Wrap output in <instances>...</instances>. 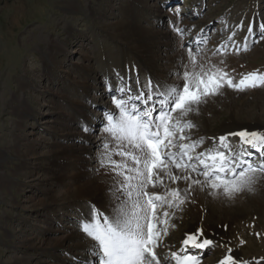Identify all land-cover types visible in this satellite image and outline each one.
<instances>
[{
	"label": "rangeland",
	"instance_id": "1",
	"mask_svg": "<svg viewBox=\"0 0 264 264\" xmlns=\"http://www.w3.org/2000/svg\"><path fill=\"white\" fill-rule=\"evenodd\" d=\"M134 1L0 0V264L16 262H19L17 264H34L37 257L41 256L38 248L41 238L49 237L51 242L56 243L60 237L65 238L72 231H80L79 220L82 213L88 214V205L92 202L81 201V199L63 200L61 191H65L68 187L51 172L54 169L65 177H71L75 169L72 166L70 151L75 142L71 138L60 137L58 134L66 132L65 128L70 125L79 127L78 131L81 134V123L86 116L83 113L86 112L93 120L92 125L97 126L99 123L96 117L93 118L94 115L100 116V125H103L104 115H101L98 110L107 105L110 96L105 98L108 93L100 96L104 90L102 83H104V77L107 78L106 76L109 75L108 81H105L106 85L112 75L115 76L113 72L116 65L114 64L117 62L118 65L121 61V49L125 47L124 44L130 42L128 38L130 34L123 33L124 38L120 32L122 35L120 37L118 30L114 29L116 24L123 22L128 6L135 5V11L132 12L134 16L141 17L149 14L150 20L155 22L154 13L158 11L164 15L165 11L162 12L161 5L166 10L165 1L167 3L173 0H139L141 2L137 1L138 4H134ZM202 1L204 0H180L171 9L180 12L183 23H192V28H196L198 22H201L200 31L195 32L196 36H209L210 33H214L209 25L203 26L202 23L211 21L215 30L221 29L225 22H228L226 19L236 21L240 18L244 19L249 11L253 14L259 3L254 20L258 18L264 21V0H205L204 5L200 3ZM182 2L189 3V7L184 6ZM145 4L153 5L158 10L155 9L152 12ZM91 8L93 12L90 11ZM197 10H205L201 18L193 16ZM164 18L157 27L174 33L172 27L165 24ZM176 20L179 21V16L175 17L174 21ZM142 21L149 26L146 19ZM249 21L250 19L244 23V29L247 28ZM229 22L232 24V20ZM173 23L176 24V22ZM201 29L204 31L201 32ZM190 31L191 29H185V33ZM223 35L224 32L221 36ZM237 35L244 36L242 33ZM215 36L219 38V35L215 34ZM52 40L62 44L52 45ZM181 40L185 45V40L182 38ZM237 43H241L240 40ZM213 50L214 44L210 43L209 51L205 54L210 56ZM251 51L249 50L247 54L251 56H241L243 52L239 54L232 52L229 56L216 58L224 59L223 67H230L227 71L232 75L235 74L237 78L243 73L256 69L264 72V41L260 45L255 44ZM85 52L90 54L93 60L91 64L97 69L100 62L106 60L109 61L107 69L115 67L114 71L108 70L107 75L101 74L88 81L89 85L97 86L92 91L90 88L81 86V67L83 64L90 65L84 58ZM239 55V59L233 60ZM127 57L131 69L135 55L130 52ZM238 60L245 61V67L237 65ZM231 61L237 62L236 66ZM174 70L172 67L168 69L166 75L168 79L173 78L171 73ZM129 71L128 73L133 72ZM22 82H25V85H21ZM218 98L221 100L220 103L216 97L209 100L218 112L204 111L201 106L198 117L193 120L198 125L192 130L193 137L204 136L210 139L211 137L201 134L203 125L212 129L220 128L228 120V112L234 109L238 110L237 113L241 118L252 114V118L264 120V87L244 92L233 91L226 87ZM81 99L85 100L83 101L85 104L83 107L79 106L76 112L74 106L78 103L81 105ZM73 100H76V103ZM90 101L99 106H92ZM20 104L28 106L30 115L28 120L24 121V126L16 129L19 117L15 112V106ZM261 123L264 125V122ZM94 131L97 133H93L94 136L88 143L90 146H97L96 135H100L102 129L100 132L98 129ZM17 137L22 139L21 145L14 140ZM54 141L56 146H51ZM26 155L30 158L29 160H25ZM2 158L4 162H1ZM79 179H75L74 182L80 184ZM65 181L67 182V179ZM74 187L70 185L69 189ZM207 197L212 196L207 194ZM214 198L219 201L220 208L224 206L229 218L233 220L231 216L235 218L238 216L237 219L242 218L236 221L237 223H233L235 225L232 224L233 226L229 229V236L237 244L239 252L264 254V179L257 184L254 193L244 192L233 200L223 197ZM43 205L48 207L47 210ZM207 211L203 213L206 216L205 219L209 218L213 225L220 221L216 214L209 215ZM187 212L185 210L181 218L186 219L187 226H190L196 217ZM181 218L175 217L176 227L172 228V232L181 233L182 224L179 222ZM65 226L67 228H64ZM60 228L64 232H56ZM169 234L171 237V233ZM69 244L70 241L64 243V246L57 249L55 254L60 258L69 257ZM220 247V244H216L214 250L221 249ZM40 261L46 262L47 258L43 257ZM50 263L60 264L61 261Z\"/></svg>",
	"mask_w": 264,
	"mask_h": 264
},
{
	"label": "snow or ice",
	"instance_id": "2",
	"mask_svg": "<svg viewBox=\"0 0 264 264\" xmlns=\"http://www.w3.org/2000/svg\"><path fill=\"white\" fill-rule=\"evenodd\" d=\"M237 27L243 28V22ZM172 28L183 38L184 28L179 24ZM255 28L250 23L243 45L233 44L236 54L250 50V36L254 44L264 40V21ZM235 35L233 31L228 41ZM228 41L210 56L200 48L206 37L189 41L187 47L180 43L179 70L171 73L179 82L153 83L149 78L135 95L130 80L118 76L115 88L106 82L113 109L104 112L96 159L112 176L111 200L106 212L89 203L87 216H81L80 231L94 243L87 258L77 264H201L197 250L215 246L202 227L186 233L179 249L169 246L163 257L157 253L169 229L176 227L172 223L176 211L195 204L199 193L233 200L256 191L264 179V130L244 127L214 136L202 151L197 149L208 138L192 136L198 125L190 116L198 115L201 106L222 95L224 88L244 92L264 87V72L259 69L237 78L225 70L224 59L213 62V57L227 53ZM81 129L86 134L94 131L87 123ZM232 137H239L238 143L233 144ZM233 251L228 247L219 264H254Z\"/></svg>",
	"mask_w": 264,
	"mask_h": 264
},
{
	"label": "bare ground",
	"instance_id": "3",
	"mask_svg": "<svg viewBox=\"0 0 264 264\" xmlns=\"http://www.w3.org/2000/svg\"><path fill=\"white\" fill-rule=\"evenodd\" d=\"M135 0L133 3L138 4ZM143 1V0H141ZM139 1V2H141ZM146 1V0H145ZM141 5V4H140ZM146 5V4H145ZM138 7V6H137ZM150 9V11H156L158 10L153 5H146ZM159 7V6H158ZM135 8V5L128 6V10L126 11L123 22L116 24L115 30H118L119 35L127 34L129 35V44H124V48L122 50V59L119 61L118 65L117 62L114 64L116 65L115 72H119L120 77H126V76H133V79L137 81V76L139 81H146L151 78L153 83L159 81V80H168L170 82L176 83L179 82L178 78L173 77L171 79L167 78V72L170 67L173 68L174 71H178V58L183 55V52L179 48V44L182 43L181 38H179L175 33H172V31H168L166 29H159L157 27V24L159 22H162L164 15L161 12L154 13L153 18H155V22L150 20L149 14L143 15L141 17H136L132 14ZM139 8V7H138ZM137 9V8H136ZM77 10V9H75ZM90 11H94L93 8H91ZM164 12V10L162 11ZM153 14V13H152ZM87 15V14H86ZM147 20L148 25L143 24L142 20ZM171 23L174 22L175 19L170 18ZM146 22V23H147ZM163 24V23H162ZM167 26V25H166ZM202 26V25H201ZM171 27V26H170ZM166 28V27H165ZM201 28V27H200ZM121 32V34H120ZM125 33V34H123ZM122 35L120 37H122ZM206 35V32H205ZM125 38V37H124ZM226 38L228 41V36L221 38H216V41L214 40L212 44H214V48L219 45L221 42H226ZM251 36L249 38V41L251 40ZM183 39V38H182ZM263 42V41H262ZM52 45H58L62 44L59 42H55V40H52ZM184 43V42H183ZM249 42V47H250ZM243 45V44H242ZM52 49V48H51ZM67 50V48H65ZM214 51V50H213ZM212 51V52H213ZM130 52H133L135 55V60L133 59V67L131 70L132 73H128L129 67H131V64L128 59V54ZM173 52V53H170ZM173 54V55H172ZM247 53L243 52L241 56H251L253 52L251 51V54L247 55ZM206 55V54H205ZM207 56V55H206ZM209 56V55H208ZM229 56V55H228ZM253 56V55H252ZM217 57V56H216ZM213 57V61L218 60V58ZM224 56H220L219 58H223ZM239 56H236L233 58V60L239 59ZM84 58H86L87 61H89L90 65L83 64L82 73H81V86L89 89L92 91L93 89H96L97 86L95 85H89L90 79H95L99 75H107V72L111 71L114 68L110 69L109 67L107 69V66L109 65V61H103L100 62L98 69L91 64V57L90 54L87 52L84 53ZM227 59V58H226ZM220 60V59H219ZM242 60V59H241ZM238 60L237 65H241L245 67V61ZM132 63V62H131ZM215 63V62H214ZM231 63H235L234 61H231ZM237 63V62H236ZM236 63L234 64L236 66ZM177 64V65H176ZM234 66V67H235ZM225 67V66H224ZM230 69V67H228ZM228 68H225L227 70ZM233 68V67H232ZM231 68V69H232ZM236 68V67H235ZM238 68V67H237ZM247 68V67H246ZM109 70V71H108ZM171 70V69H170ZM235 70V69H234ZM238 70H240L238 68ZM245 70V69H244ZM233 71V70H232ZM236 71V70H235ZM130 72V71H129ZM237 72V71H236ZM251 72V71H249ZM247 73V72H246ZM235 75V74H233ZM109 76V75H108ZM108 76H106L108 78ZM111 77V76H110ZM116 81H119L117 77L113 76L109 79V82L113 85L116 83ZM25 85V82H22L21 85ZM89 94V93H88ZM21 96V95H20ZM102 98V97H101ZM219 101L221 100L216 97ZM80 100V99H79ZM21 101V99L19 100ZM23 101V100H22ZM83 99H81V105L76 104L74 106V110L77 112L79 106L83 107L85 103H83ZM213 101V100H212ZM74 103H76V100H73ZM236 102V101H235ZM247 102V101H246ZM214 104V103H212ZM212 106L209 102L207 105H202V108L204 111H210L212 113L218 112L214 109V106ZM113 109V105L110 103V107L108 110ZM82 110V109H80ZM238 110L234 109L229 113V118L226 120L225 124H223L220 128L212 129L211 127H202V135H207L209 137H218L220 135L225 134L229 131H238L241 128L248 127L249 130H264V125H262L264 120H259L258 118H252V114H249L246 118H241L240 115L237 113ZM15 112L18 115L19 119L16 122V129L22 128L24 126V121L28 120L29 108L27 105L20 104L15 106ZM83 112V110H82ZM208 113V112H206ZM86 114V116L83 119L82 123H87L89 127H91L93 120L89 118L88 112L83 113ZM257 115V114H256ZM259 115V114H258ZM197 115L190 116V119L194 120ZM258 117V116H257ZM264 117V115H263ZM261 119V118H260ZM209 121V120H208ZM255 121V122H253ZM81 123V124H82ZM199 123V122H198ZM207 124V123H206ZM202 125V124H200ZM54 128V127H52ZM79 127L76 125H70V127H66V132H63V134H58L60 137L65 138H71L75 142L72 145V149L70 151V154L72 156V166L74 167L75 171L71 174V177H65L64 174H61V172L57 173L54 169H52L51 174L57 176L63 183H65L66 190L61 191V196L63 197V200L65 199H81V201L89 200L92 202V204H95L97 208L101 209L102 211H107V208L109 206V202L111 200L110 193H109V185L112 183V176L111 174L105 172L104 169L99 168V164L97 162V146L96 145H88L89 141L94 136L93 133H84L81 129V134L78 131ZM100 135H96L97 137V143L98 144L101 140V137L104 135L103 132H100ZM194 134V133H193ZM17 141L18 145H21V138L17 137L14 139ZM82 140H87L88 143H82ZM211 140V139H210ZM41 143V142H40ZM45 143V142H42ZM56 142H52L51 146H56ZM58 144V143H57ZM55 148V147H54ZM33 157V156H32ZM31 157V158H32ZM35 159L37 158L34 157ZM30 158L27 157L25 160H29ZM34 159V160H35ZM69 159V158H68ZM1 162H4V159L2 158ZM26 163V162H25ZM28 163V162H27ZM24 168V167H23ZM26 168V167H25ZM99 169V171H97ZM79 179L81 181L80 184H77L74 182L75 179ZM67 179V182L65 181ZM69 179V180H68ZM62 183V184H63ZM73 185L75 186L73 189H69V186ZM183 187V184L180 185ZM71 188V187H70ZM43 204V203H42ZM219 201L215 199L214 197H207L206 193H199L197 195V202L195 204L188 203L183 206V211H177V215L181 218V216L184 215V211L187 210V213H192L196 217L194 222L187 226L188 221L186 219H183V217L180 219L179 222H181L182 227L180 229L181 233L177 234V232H172L171 237H166L162 240V243L169 249V246H171V250H174V245L179 241V245L181 244L183 238L185 237V234L188 232H191L193 229L197 227H202L204 229L205 235L213 239L215 242L219 241L220 248L218 250V253H216V264H219V261L224 257V255L227 254V248L231 247L233 251V255L242 254V256L245 259H248L250 261H253L254 264H264V254L258 253V254H248L245 252H239L237 249V244L235 241L229 236V229L235 225L233 223H237L236 221L242 220V218L237 219L234 216H231L234 218L231 219L226 215L224 206L222 208L219 207ZM81 205V204H80ZM43 207H46L43 205ZM48 207H46L45 210H47ZM208 210V211H207ZM42 211V210H41ZM204 211L209 212V215L216 214L218 216V219L220 221L216 224H212L213 222H210L209 218H204L206 216L203 215ZM38 213V212H37ZM43 215V214H42ZM192 217V216H191ZM212 218V217H211ZM208 219V220H207ZM213 220V219H212ZM215 220V219H214ZM233 221V222H232ZM176 220L174 219L172 223H175ZM233 224V225H232ZM226 226V227H225ZM64 228H67L66 226ZM63 230V227H62ZM171 230V228L169 229ZM56 232H64L60 229H57ZM67 232V231H65ZM70 232V231H69ZM177 235V236H176ZM64 236V235H63ZM56 240V239H55ZM70 241V244L68 246V254L69 257L60 258V256L55 254V251L62 246H64V243H67ZM93 241L87 237L85 234H83L81 231H72L67 236L60 237L56 243L51 242V239L49 237H43L40 240L39 249L41 251V256L37 257L34 264H51V261L57 262V260H60L61 263L69 262L77 264L78 260L86 259L88 256V249L93 245ZM14 248V247H13ZM15 252V251H14ZM46 257V262H41V258ZM44 260V259H43ZM51 260V261H49ZM19 262H16L17 264ZM60 263V264H61ZM53 264V263H52ZM58 264V263H57Z\"/></svg>",
	"mask_w": 264,
	"mask_h": 264
}]
</instances>
